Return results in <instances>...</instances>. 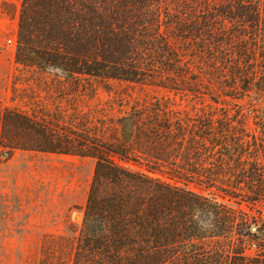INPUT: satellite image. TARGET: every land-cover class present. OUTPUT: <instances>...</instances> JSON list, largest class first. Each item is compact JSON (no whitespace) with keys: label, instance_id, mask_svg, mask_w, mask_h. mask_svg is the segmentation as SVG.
Wrapping results in <instances>:
<instances>
[{"label":"rangeland","instance_id":"obj_1","mask_svg":"<svg viewBox=\"0 0 264 264\" xmlns=\"http://www.w3.org/2000/svg\"><path fill=\"white\" fill-rule=\"evenodd\" d=\"M181 1L195 11L198 30L209 29L206 44L217 53L203 55L200 48L184 52L179 0H160L153 12L160 17L158 33L177 58L178 70L168 76L155 69L152 53L139 54L134 63L145 71L138 83H129L39 67L41 49H50L51 43L41 44L44 40L35 34L23 45L28 62L18 63L23 0H0V116L22 114L36 130L57 139L50 144L37 133H15L9 123L2 127L11 139L4 145L19 149L8 152L0 145V264H71L81 232L95 160L29 150L109 140L117 119L153 103L179 118L183 147L206 127L215 134L221 123L229 137L241 139L245 171L223 176L228 182L224 192L190 186L220 206L217 217L210 209L195 214L201 237L195 244L200 254L222 264H264V0H243L241 17H212L207 24L201 21L207 18L206 9L211 12L226 0ZM198 37L199 42L205 39ZM167 85H176L177 92L165 89ZM252 162L258 169L254 179L246 172ZM254 241L257 251H245Z\"/></svg>","mask_w":264,"mask_h":264},{"label":"trees","instance_id":"obj_2","mask_svg":"<svg viewBox=\"0 0 264 264\" xmlns=\"http://www.w3.org/2000/svg\"><path fill=\"white\" fill-rule=\"evenodd\" d=\"M225 3L211 12L206 9L207 18L201 21L207 24L212 17L226 20L242 16L243 0ZM22 4L18 63L28 62L22 54L23 45L35 34L44 40L41 44L51 43L48 50L56 51L53 54L42 48L43 57L37 65L61 69L71 76L138 83L145 69L134 59L147 53L153 54L155 69L168 76L178 70L177 58L158 33L160 17L153 12L160 0H23ZM181 18L187 22L183 24ZM197 25L195 11L179 0L183 51L188 54L200 48L203 55L217 53L214 45L206 44L209 29L201 31ZM202 34L206 41L199 42ZM174 87L164 86L177 92ZM6 123L13 125L15 133L26 130L50 144L57 141L44 129L36 130L28 117L8 111L0 116V145L3 143L8 152L19 147L4 145L11 141L2 128ZM210 133L206 127L202 135H192L183 147L179 118L153 103L131 108L117 119L109 140H88L79 147L30 149L96 162L71 264H222L196 249L195 241L201 237L194 221L197 212L208 209L217 217L220 206L190 186L224 192L228 182L222 177L245 171L243 143L239 137H229L223 123L215 134ZM231 150L237 154L231 155ZM231 157H235L232 167ZM249 167L248 175L257 178V165L252 162Z\"/></svg>","mask_w":264,"mask_h":264},{"label":"built area","instance_id":"obj_3","mask_svg":"<svg viewBox=\"0 0 264 264\" xmlns=\"http://www.w3.org/2000/svg\"><path fill=\"white\" fill-rule=\"evenodd\" d=\"M8 44H11V40L8 41ZM245 251H251V252H256L258 249V243L251 242V243H247L245 246Z\"/></svg>","mask_w":264,"mask_h":264}]
</instances>
